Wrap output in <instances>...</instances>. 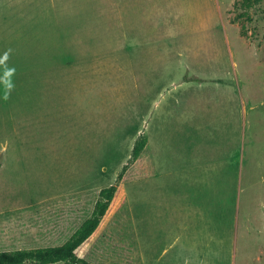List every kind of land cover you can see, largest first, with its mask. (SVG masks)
Segmentation results:
<instances>
[{
	"label": "rangeland",
	"instance_id": "obj_1",
	"mask_svg": "<svg viewBox=\"0 0 264 264\" xmlns=\"http://www.w3.org/2000/svg\"><path fill=\"white\" fill-rule=\"evenodd\" d=\"M239 1L0 0V240L145 137L156 175L123 184L142 264L171 242L264 264V0Z\"/></svg>",
	"mask_w": 264,
	"mask_h": 264
},
{
	"label": "trees",
	"instance_id": "obj_2",
	"mask_svg": "<svg viewBox=\"0 0 264 264\" xmlns=\"http://www.w3.org/2000/svg\"><path fill=\"white\" fill-rule=\"evenodd\" d=\"M235 5L242 17L255 3ZM146 146L145 137L136 141L116 183L94 189L89 197L50 199L29 210L28 219L38 225L39 234L26 245L0 240V264H142L123 184L156 175L141 157Z\"/></svg>",
	"mask_w": 264,
	"mask_h": 264
},
{
	"label": "crops",
	"instance_id": "obj_3",
	"mask_svg": "<svg viewBox=\"0 0 264 264\" xmlns=\"http://www.w3.org/2000/svg\"><path fill=\"white\" fill-rule=\"evenodd\" d=\"M172 243L173 242H171L167 246V249H165L166 252L164 251L162 253L163 257H160L159 254H157L156 257L154 256L151 258L152 264H209L210 263V260L208 258L210 256L209 250L206 251L207 253L205 254L204 258L198 254L200 256L199 258L195 256L196 257L195 259L190 260V258H188L187 254L184 252L185 248L183 247L180 248L178 245Z\"/></svg>",
	"mask_w": 264,
	"mask_h": 264
}]
</instances>
